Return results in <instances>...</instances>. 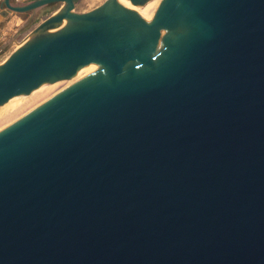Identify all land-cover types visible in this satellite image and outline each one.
Returning a JSON list of instances; mask_svg holds the SVG:
<instances>
[{"label":"water","instance_id":"95a60500","mask_svg":"<svg viewBox=\"0 0 264 264\" xmlns=\"http://www.w3.org/2000/svg\"><path fill=\"white\" fill-rule=\"evenodd\" d=\"M78 2L4 0L62 6L0 107L71 82L0 130V264H264V0Z\"/></svg>","mask_w":264,"mask_h":264},{"label":"crops","instance_id":"0c3cea01","mask_svg":"<svg viewBox=\"0 0 264 264\" xmlns=\"http://www.w3.org/2000/svg\"><path fill=\"white\" fill-rule=\"evenodd\" d=\"M30 1L32 0H13V4L21 5ZM3 4L4 0H0V41L17 36L21 32L22 38H18V42L24 41L25 37L28 36L30 32H32L45 19L54 15L62 6V4L46 6L33 10L27 14L10 13L7 18H4L2 14L6 9ZM84 4L85 0H79V2L76 4V11L82 12L80 9Z\"/></svg>","mask_w":264,"mask_h":264},{"label":"bare ground","instance_id":"6f19581e","mask_svg":"<svg viewBox=\"0 0 264 264\" xmlns=\"http://www.w3.org/2000/svg\"><path fill=\"white\" fill-rule=\"evenodd\" d=\"M118 1L120 3L128 6L129 8H132V9L138 11L142 15L144 12H146L150 8L157 5L159 0L152 1V2L148 3V5H146L143 8L134 7L127 0H118ZM110 46L108 47V49L110 48ZM95 57L101 58L105 63H109L111 61V58L107 54H105L103 56H98L97 54H94L91 58H95ZM70 82H71V79L59 81L56 83H47V84L42 85L40 88L34 90L29 95L18 96V97L11 99L9 101L8 105L4 107L5 109L0 111V125L2 124L0 126V130L5 128L6 126H8L13 120H15L21 114V112L24 110V108H26V107H23L25 104H27L28 102H30V104L31 103L33 104V102H35V101L37 102V100L39 101V99H42V96H43V98H45V95H46V97L49 96L50 94L66 87L68 84H70ZM5 117H6L5 120H7V121L3 120ZM4 122L5 123L7 122V123L5 124Z\"/></svg>","mask_w":264,"mask_h":264},{"label":"rangeland","instance_id":"374dc122","mask_svg":"<svg viewBox=\"0 0 264 264\" xmlns=\"http://www.w3.org/2000/svg\"><path fill=\"white\" fill-rule=\"evenodd\" d=\"M109 1H113V0H85V4L82 5L80 11H83V10H89V9H93L103 3H106V2H109ZM57 29H53L52 32L56 31ZM28 33V32H27ZM31 35H32V32H30V34L28 36L25 37V40L22 41V42H18L19 39H21L22 37V34L21 32L17 35V36H14V37H10V38H7V39H4L3 41H0V64H2L3 62H5V60H7V58L14 52V50H17L19 47H21L28 39L31 38ZM19 38V39H18ZM15 43V44H14ZM13 51V52H12ZM12 52V53H11ZM46 97V95H45ZM41 98V97H40ZM42 99H43V96H42ZM41 100V99H39ZM38 101V100H37ZM9 103V102H8ZM8 103H6L5 105L1 106L0 107V111L4 110L5 106L8 105ZM29 103V104H28ZM27 104H25L23 107H28L30 105H32V103L30 104V102H28ZM36 103L33 102V104ZM22 107V108H23ZM25 109V108H24ZM7 116V115H6ZM6 117L3 119L5 120ZM7 121V120H5ZM2 123V122H1ZM5 123V122H4ZM7 123V122H6ZM5 123V124H6ZM4 124V125H5ZM2 125V124H1ZM0 125V126H1Z\"/></svg>","mask_w":264,"mask_h":264},{"label":"built area","instance_id":"2783aa9c","mask_svg":"<svg viewBox=\"0 0 264 264\" xmlns=\"http://www.w3.org/2000/svg\"><path fill=\"white\" fill-rule=\"evenodd\" d=\"M26 1H29V0H26Z\"/></svg>","mask_w":264,"mask_h":264}]
</instances>
